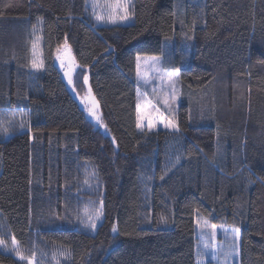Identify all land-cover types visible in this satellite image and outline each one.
<instances>
[{"label": "trees", "instance_id": "16d2710c", "mask_svg": "<svg viewBox=\"0 0 264 264\" xmlns=\"http://www.w3.org/2000/svg\"><path fill=\"white\" fill-rule=\"evenodd\" d=\"M86 7L0 0V230L67 264H197L199 216L240 229V264H264V0H132L131 24L102 27ZM65 41L108 135L55 65ZM137 56L179 69V131L136 127Z\"/></svg>", "mask_w": 264, "mask_h": 264}, {"label": "rangeland", "instance_id": "374dc122", "mask_svg": "<svg viewBox=\"0 0 264 264\" xmlns=\"http://www.w3.org/2000/svg\"><path fill=\"white\" fill-rule=\"evenodd\" d=\"M131 6H132V0H131ZM87 8L89 10V14L93 20V23L97 27H102V26H114V25H126V24H131L132 23V18L126 22L123 23H117V24H110V23H96L92 16L93 9L91 7V0H89V4L87 5ZM131 10V7H130ZM97 11H100V9H97ZM63 46V45H62ZM60 48V53L63 54V49L62 47ZM57 50L54 55V62L57 68L59 69L62 78L68 85V88L78 101L79 106L84 110L87 119L101 132L104 134H109L102 122L99 106L96 108V117L99 118L100 122L102 123L103 126H101V123H97V119L93 118L88 114V109L92 107L93 105V99L95 100V103L98 105L97 100L91 90V94H89V89L90 85L89 82L88 84H84L83 76L86 73L85 72H80L78 71V67L76 65L75 70L73 72V84L69 85L67 78L64 76V70L61 69L60 62L56 59L57 57ZM72 54V53H71ZM151 58L153 57H140V64H141V73L143 76V79H141L138 83L137 79V64H136V72H135V82L137 86V91L139 88V91L141 93V99L142 100H153L155 102L156 100H159L160 103L157 105L161 112H164L166 115H169L170 117H175V122H176V113H177V108L181 102V87H180V80H179V75L178 77L174 78V88H175V95L178 97L176 101H172L169 99V105L168 107H165L163 100L168 98L171 94H173V85L168 83V74L173 73L175 70L170 66V64L165 62L163 60V57L160 58V64L156 67H149V63L151 61ZM80 83L82 84V91L79 90V87H77V84ZM73 88H75V91H73ZM139 130V129H138ZM158 130H165V131H175V130H168L164 129L163 125H158L157 128L149 131L147 128V125H145L144 131L148 132H154ZM140 131V130H139ZM85 180L87 181V185L85 188L87 190H91V188H94L95 185H97L95 182V176L93 173H89L88 176H86ZM101 205L100 203H96L94 201H90L88 205L85 206V208L82 210V215H81V222L82 220H86V215L85 212L86 210L89 213L94 212V209L99 208ZM198 218H200L198 220ZM103 216L100 221L97 222V227L99 224L102 222ZM204 221H207L203 219L202 217H197L196 220V234H197V242H196V263L197 264H224V255H223V250H227L230 245L233 244L234 242V237H233V229L230 227L226 226H217V232H216V239H215V245L217 248L222 249L219 255L218 260H213L211 256V249L207 250V253H205L204 250V245H203V238L201 237L200 233L201 230H204L207 234L208 237H211V228L210 227H205ZM208 225H211L207 221ZM84 226V229L89 231L91 234H95L96 230H92L90 227H85L84 223H82ZM0 239H4L6 243L9 245V248L7 250L0 248L1 251L10 254L14 256L15 258L18 259L17 255L15 252L11 251V240L12 237L9 236L7 233L4 231L0 230ZM239 249H240V240H239ZM61 253H64V255H61ZM36 262L38 264H56V261H59V264H67V259L68 256L65 252L57 250V249H48V250H41L40 252L36 253ZM56 256V260L53 259V256ZM19 260V259H18ZM26 264V261L24 262ZM35 264V262H34ZM227 264H240V251L233 256L229 257L227 260Z\"/></svg>", "mask_w": 264, "mask_h": 264}, {"label": "snow or ice", "instance_id": "6c2138e0", "mask_svg": "<svg viewBox=\"0 0 264 264\" xmlns=\"http://www.w3.org/2000/svg\"><path fill=\"white\" fill-rule=\"evenodd\" d=\"M86 6L89 4V0H85ZM91 7L93 9L92 16L96 23H110V24H117V23H123L130 19L131 12V0H91ZM97 9H100V11H97ZM87 10V7H86ZM40 40V37H37L36 40L32 43V59L30 61L31 67L36 72H40L45 69V63L42 59V52L38 47V42ZM63 49V54L60 53V48L57 49V57L56 59L60 62L61 69L64 70V76L67 78L69 85L73 84V72L76 67V62L74 57L71 54V48L67 44V41H65L64 45L61 46ZM160 64V58L159 57H153L151 58V61L149 63V67H156ZM141 64H140V57L137 56V79L138 83L141 79H143L142 73L140 71ZM179 69H176L173 73L168 74V83L173 85V94H171L168 98L163 100V103L165 107H168L169 105V99H171L173 102L178 99V97L174 94L175 88H174V78L178 77ZM88 75L84 74L83 80L84 84H88ZM73 91H75V88H73ZM89 94H91V89H89ZM160 103L159 100H156L153 102V100H142L141 99V93L137 91V102H136V127L141 131L144 132L145 125H147V128L149 131L157 128L158 125H163L164 129L168 130H175L179 131V127L177 123L175 122V117H170L169 115H166L164 112H161L159 107L157 105ZM98 105L95 103V100L93 99V105L91 108L88 109V114L92 116L93 118L97 119V123H101L99 118L96 117V108ZM101 126L102 123H101ZM21 128L24 127L23 124L20 125ZM29 131H31L29 129ZM86 220H82V223H84L85 227H90L92 230H95L97 228V222L101 220L103 216V202L101 201V206L99 208L94 209V212L89 213L87 210L85 212ZM200 218H198L199 220ZM205 227H210L211 237H208V234L201 230V237L203 238V245L205 253H207V250L211 249V256L213 260H218L220 252L222 249L217 248L215 245V239H216V232H217V225L211 224L208 225L207 221H204ZM113 232H117L116 225H113L112 227ZM233 237L234 242L232 245L229 246L227 250H223L224 255V264H227V260L229 257L236 254L239 250V240H240V229L234 228L233 230ZM0 248H3L7 250L9 248V245L6 243L4 239H0ZM11 251L15 252L19 261L21 264L26 261V264H38L36 262V252L33 251L31 256H27L20 250L19 242L16 240L15 236L12 237L11 240ZM61 255H64V253H61ZM53 259L56 260V256H53ZM56 264H59V261H56Z\"/></svg>", "mask_w": 264, "mask_h": 264}]
</instances>
